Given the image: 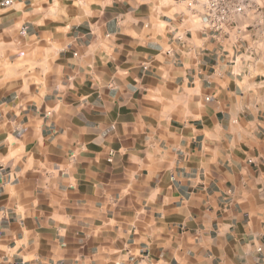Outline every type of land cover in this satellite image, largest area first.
I'll use <instances>...</instances> for the list:
<instances>
[{"label":"crops","instance_id":"1","mask_svg":"<svg viewBox=\"0 0 264 264\" xmlns=\"http://www.w3.org/2000/svg\"><path fill=\"white\" fill-rule=\"evenodd\" d=\"M3 1L0 264H264V0Z\"/></svg>","mask_w":264,"mask_h":264},{"label":"built area","instance_id":"2","mask_svg":"<svg viewBox=\"0 0 264 264\" xmlns=\"http://www.w3.org/2000/svg\"><path fill=\"white\" fill-rule=\"evenodd\" d=\"M244 0H207L202 16V23L214 35H224L228 30V23L232 16L243 13ZM11 0H4L3 7L10 6ZM24 33V30H21ZM146 69V67H143Z\"/></svg>","mask_w":264,"mask_h":264}]
</instances>
